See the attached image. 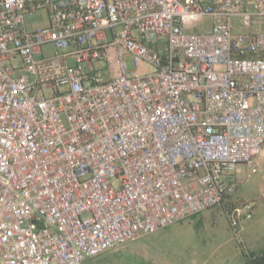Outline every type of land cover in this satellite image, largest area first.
I'll return each instance as SVG.
<instances>
[{
	"label": "built area",
	"instance_id": "built-area-1",
	"mask_svg": "<svg viewBox=\"0 0 264 264\" xmlns=\"http://www.w3.org/2000/svg\"><path fill=\"white\" fill-rule=\"evenodd\" d=\"M263 148L264 0H0V264H82L215 206L240 240L254 205L227 202Z\"/></svg>",
	"mask_w": 264,
	"mask_h": 264
},
{
	"label": "rangeland",
	"instance_id": "rangeland-1",
	"mask_svg": "<svg viewBox=\"0 0 264 264\" xmlns=\"http://www.w3.org/2000/svg\"><path fill=\"white\" fill-rule=\"evenodd\" d=\"M31 32L47 26V15L39 12L25 16ZM211 21L204 20L194 32L209 30ZM50 45L42 47L47 57ZM131 71L130 61H127ZM103 77H107L103 73ZM256 171L241 167V174L227 206L253 203L252 217L245 221L240 240L225 215L223 206L203 210L191 219L175 222L173 228L140 235L132 242L86 259L82 264H244L245 259L264 253V148L256 157Z\"/></svg>",
	"mask_w": 264,
	"mask_h": 264
},
{
	"label": "trees",
	"instance_id": "trees-1",
	"mask_svg": "<svg viewBox=\"0 0 264 264\" xmlns=\"http://www.w3.org/2000/svg\"><path fill=\"white\" fill-rule=\"evenodd\" d=\"M261 258H264V253H262V254L259 255V256H251L249 260H248V259H245L244 264H249V263H252V262L258 261V260H260Z\"/></svg>",
	"mask_w": 264,
	"mask_h": 264
},
{
	"label": "crops",
	"instance_id": "crops-1",
	"mask_svg": "<svg viewBox=\"0 0 264 264\" xmlns=\"http://www.w3.org/2000/svg\"><path fill=\"white\" fill-rule=\"evenodd\" d=\"M196 214H198V213H196ZM196 214H193V215H191V216H189V217H187V218H185V219H183V220H186V219H191V218H193ZM180 221H182V220H180ZM179 221V222H180ZM175 225V223L174 224H172V225H170V226H167V227H165V228H163V229H159V230H169V229H171V228H173V226Z\"/></svg>",
	"mask_w": 264,
	"mask_h": 264
},
{
	"label": "flooded vegetation",
	"instance_id": "flooded-vegetation-1",
	"mask_svg": "<svg viewBox=\"0 0 264 264\" xmlns=\"http://www.w3.org/2000/svg\"><path fill=\"white\" fill-rule=\"evenodd\" d=\"M249 264H264V258H261L260 260L249 263Z\"/></svg>",
	"mask_w": 264,
	"mask_h": 264
}]
</instances>
